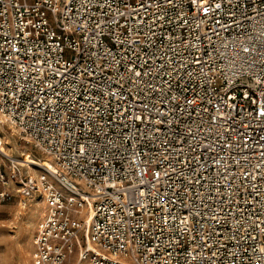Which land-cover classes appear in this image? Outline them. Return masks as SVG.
<instances>
[{"label":"built area","instance_id":"1","mask_svg":"<svg viewBox=\"0 0 264 264\" xmlns=\"http://www.w3.org/2000/svg\"><path fill=\"white\" fill-rule=\"evenodd\" d=\"M0 118L33 264H264V0H0Z\"/></svg>","mask_w":264,"mask_h":264},{"label":"rangeland","instance_id":"2","mask_svg":"<svg viewBox=\"0 0 264 264\" xmlns=\"http://www.w3.org/2000/svg\"><path fill=\"white\" fill-rule=\"evenodd\" d=\"M8 127L0 118V134L7 138L13 155L21 156L23 149H28L34 157L47 158ZM42 211L43 203L35 196L29 199L15 196L7 202L0 201V264H33V237Z\"/></svg>","mask_w":264,"mask_h":264},{"label":"bare ground","instance_id":"3","mask_svg":"<svg viewBox=\"0 0 264 264\" xmlns=\"http://www.w3.org/2000/svg\"><path fill=\"white\" fill-rule=\"evenodd\" d=\"M21 155L23 158H25L23 160L31 162L33 164H40L42 166H51V163L47 158H39L36 156L34 157L32 155V152H30L28 149H23Z\"/></svg>","mask_w":264,"mask_h":264}]
</instances>
